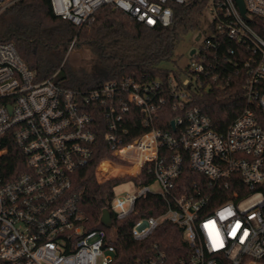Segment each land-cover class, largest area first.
Wrapping results in <instances>:
<instances>
[{
    "label": "built area",
    "instance_id": "1",
    "mask_svg": "<svg viewBox=\"0 0 264 264\" xmlns=\"http://www.w3.org/2000/svg\"><path fill=\"white\" fill-rule=\"evenodd\" d=\"M17 1L0 0V9ZM189 1L50 3L78 26L111 4L156 27L171 25L173 5ZM238 4L208 0L212 34L184 70L176 68L179 79L173 71L165 83L133 73L87 88L38 80L15 43L0 40V264H128L113 216L136 215L148 195L166 206L132 224L131 237L144 244L134 264H264V190L257 188L264 185V0H244L247 17ZM226 41L246 70L244 107L219 130L193 101L204 79L206 89L221 80ZM168 98L179 113L169 129L158 124ZM101 152L108 155L96 165L99 179L128 178L135 189L114 191L111 224L91 228L70 192L75 172ZM104 163L110 170L100 176ZM186 166L201 176L183 189ZM165 223L181 229L184 248L160 241Z\"/></svg>",
    "mask_w": 264,
    "mask_h": 264
},
{
    "label": "trees",
    "instance_id": "2",
    "mask_svg": "<svg viewBox=\"0 0 264 264\" xmlns=\"http://www.w3.org/2000/svg\"><path fill=\"white\" fill-rule=\"evenodd\" d=\"M208 0H191L185 4L173 5V21L169 26L149 27L137 22L128 13L111 5L100 7L83 25L78 26L57 15L50 0H18L6 8L5 13L17 15L21 21L17 26H6L0 16V40L13 41L28 66L34 71L38 80L53 78L61 85L71 88H87L100 84L105 79L119 78L122 75L136 74L146 80L161 79L164 83L176 69H168L160 64L171 61L181 36L200 28V18ZM19 21V22H20ZM86 44L106 65L109 73L106 78L88 80L71 71L66 62L71 44ZM220 50L221 80L212 82L206 89L208 79L203 80L202 87L195 93L193 103L210 114L216 128L226 127L242 112L244 107V81L246 70L239 62V56L229 55L228 46H235L226 41ZM213 54V53H212ZM235 64H234V63ZM227 81L229 83L227 84ZM168 97V96H167ZM173 98L162 109L158 124L169 129L171 120L179 113L172 110ZM131 127V123H128ZM144 129L134 131L133 134ZM108 155L97 153L89 166L75 172L70 195L77 198L81 214L91 228L104 226L101 223L102 211L111 208L110 200L114 186L120 178L98 181L96 165ZM110 170L102 164L100 176ZM186 166L178 179L181 188L192 184L193 179L200 178ZM143 182L151 178L141 177ZM264 190V185L257 187ZM166 202L159 195H148L137 203L138 213L124 220L113 216V224L118 237V246L123 250L121 259L134 264V259L142 251L144 244L135 241L130 235L134 221L143 215L157 214L164 210ZM165 235L160 241L171 250L184 248L181 229L165 223Z\"/></svg>",
    "mask_w": 264,
    "mask_h": 264
},
{
    "label": "rangeland",
    "instance_id": "3",
    "mask_svg": "<svg viewBox=\"0 0 264 264\" xmlns=\"http://www.w3.org/2000/svg\"><path fill=\"white\" fill-rule=\"evenodd\" d=\"M7 8V7H6ZM6 8L0 9V16L5 19L6 26H17L21 23L19 16L10 15V13H5ZM20 21V22H19ZM200 28L194 31H190L184 36H181L180 41L175 50L174 56L171 61L162 62L160 65L168 69H176L178 67H186L192 62L191 50H199L202 41L205 37L212 34L211 21L212 14L205 9L203 15L200 18ZM202 33L200 39L196 40L199 33ZM66 62L67 66L70 67L71 71L75 74L85 77L88 80H96L98 78H106L108 76V69L98 55L86 44H76L70 46L68 50L67 57L63 61ZM98 181L101 180L96 174ZM105 181V180H102ZM135 189V184L130 179H123L114 188L116 194L124 193L125 191H132Z\"/></svg>",
    "mask_w": 264,
    "mask_h": 264
},
{
    "label": "water",
    "instance_id": "4",
    "mask_svg": "<svg viewBox=\"0 0 264 264\" xmlns=\"http://www.w3.org/2000/svg\"><path fill=\"white\" fill-rule=\"evenodd\" d=\"M237 3H239V7L241 9V12L243 13V15L245 17H247V14H246V7H245V4H244V0H236ZM200 33L198 34L196 40L199 39L200 37ZM196 49H192L190 54L193 55L195 53ZM111 221H112V215H111V212L109 211V209L105 208L103 209L102 211V215H101V223L105 226H109L111 224Z\"/></svg>",
    "mask_w": 264,
    "mask_h": 264
}]
</instances>
